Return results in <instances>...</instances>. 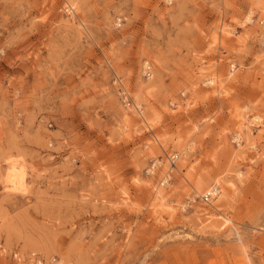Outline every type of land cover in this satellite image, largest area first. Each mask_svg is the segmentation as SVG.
Here are the masks:
<instances>
[{"label": "rangeland", "instance_id": "1", "mask_svg": "<svg viewBox=\"0 0 264 264\" xmlns=\"http://www.w3.org/2000/svg\"><path fill=\"white\" fill-rule=\"evenodd\" d=\"M0 264H264V0H0Z\"/></svg>", "mask_w": 264, "mask_h": 264}, {"label": "bare ground", "instance_id": "2", "mask_svg": "<svg viewBox=\"0 0 264 264\" xmlns=\"http://www.w3.org/2000/svg\"><path fill=\"white\" fill-rule=\"evenodd\" d=\"M73 5H74V3H73ZM7 180H8V182H12V183L17 182L20 186H23L25 184V176H24V174L18 172L15 167H12L11 170L8 172V174H7ZM213 188L215 189L216 186H214ZM212 190L213 189H209V190H207V192H211ZM161 194L158 193V197H161L162 198L163 196Z\"/></svg>", "mask_w": 264, "mask_h": 264}, {"label": "built area", "instance_id": "3", "mask_svg": "<svg viewBox=\"0 0 264 264\" xmlns=\"http://www.w3.org/2000/svg\"><path fill=\"white\" fill-rule=\"evenodd\" d=\"M216 189H217V187H216L215 189L213 188V190H212L211 192H208V194H207V196H206L207 200H208L211 196H213V194L215 193Z\"/></svg>", "mask_w": 264, "mask_h": 264}]
</instances>
